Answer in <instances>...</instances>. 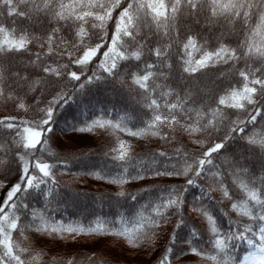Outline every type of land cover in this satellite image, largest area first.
I'll return each mask as SVG.
<instances>
[{"label": "trees", "instance_id": "16d2710c", "mask_svg": "<svg viewBox=\"0 0 264 264\" xmlns=\"http://www.w3.org/2000/svg\"><path fill=\"white\" fill-rule=\"evenodd\" d=\"M119 9L113 12V17L117 15ZM38 22H28L18 17L0 16V21L5 27L15 28L17 32L21 28L33 37L44 35L45 29L50 27L42 19L37 18ZM14 21V23H13ZM55 23V22H53ZM42 25L44 27H42ZM87 27V26H85ZM193 32L199 31L203 40L199 43L204 44L208 51L217 47L216 36L221 29L219 25L208 30L203 27L189 25ZM108 34H112V22L107 24ZM232 34L224 38V43L231 47H236L237 43L243 39L239 36V21L231 26ZM181 36L184 30L180 29ZM60 36H63L71 43L72 35L62 28ZM89 45L98 42L96 36L89 30ZM2 39V36H0ZM58 42H54L52 47L54 52H60L64 45L57 47ZM100 49L102 53L106 49ZM30 51L27 53L4 54L0 56V71L3 72L5 84H11L9 72H16L28 69L23 74L29 76L30 83L25 86L16 87L13 85L15 93L23 100L27 112L18 110L12 101L0 98V118L5 116L17 115L27 119L36 118L39 108L44 107L46 99H51L56 92L68 94V101L63 106L58 107L54 114L53 131L49 134L47 151L44 152L42 159L50 164H55L52 169L56 184L41 185L39 189L30 190L22 199L27 205L20 209L17 215L20 217L18 228L12 232V240L20 248L28 249L22 255L26 264H67L69 260L72 264H160V259L165 254L169 246L170 237L175 231L177 242L173 246L170 256L171 264H216V261L196 256L194 254H180L186 251L188 244L184 241L191 239L190 230L195 229L198 239L192 240V246L199 250H204L209 255H216L212 246V234L208 230V222L201 216L191 211V208L199 205L206 208L216 220L217 227L222 233L235 230V225L246 223L251 224L254 230L259 226V222L249 221L243 215L245 211L232 209V203L243 204L246 197L243 191L233 183L234 169H246L243 175L245 181L252 177L264 176V148L259 144L249 145L247 139L252 137L257 140H264V100L260 101L261 116L257 117L255 123H248L244 126L242 134L228 133L230 138L226 141L225 149L220 153L213 154L214 164L220 169L224 184L228 187L232 200L223 198L222 191L217 180L212 175L197 178V187H188L185 194L184 208L181 214H174L175 210L170 209L167 213L169 220L156 230L153 239H143L139 247L130 246L123 236H118L112 232L92 233L82 232L79 235L69 232H36L32 228L21 227L31 222L33 216L43 217L44 220L56 226L80 227L85 228L94 226L99 219L108 222L109 228L128 230V234L134 235L142 222L141 217L155 218L154 203H159L158 196L163 194V190L169 187H180L186 184V180L191 176H153L150 172L146 173L144 180H133L123 187L118 183H109L107 180H100L93 173L100 172L106 177H113L120 171V164L112 159L116 154L111 149L118 147V140L125 141L126 145L131 146L133 160L128 164L129 173H134L135 169L146 164L150 168H158L160 162L169 165H176L177 168H186L192 161L180 160L175 157L176 149H180L189 155H196L205 152L215 142H219L231 127L230 122L238 118L247 119L242 110L226 108L220 106V110L215 114V120L219 123L217 130L208 132H196L189 135L179 125H175L173 130L164 129L159 135L153 134L156 129L148 128L151 123L152 115L147 107V100L142 94V90L132 83L131 72L137 71L134 67L137 63L143 67V62L154 63V57L145 56L141 62L135 60L121 62L119 75L115 78L101 79L93 83H87L85 77L93 73L103 76L102 69L99 68V61L102 59L100 53L97 54L91 64L84 69L81 77L84 82L83 89L74 87L79 82L69 80L67 71H75L79 74L80 69L76 65L68 63L65 56L64 64H68V69H59L64 72L60 77L48 76L40 70V61L35 65L30 63L29 57L33 53H39L41 59L47 64H54L51 54L46 55L47 47H40L39 42L34 41L29 45ZM73 52V58L82 54V49H68ZM178 49L173 45L166 58L171 64V68H166L159 64L158 68L164 72V77L149 80V85H156V93L159 94L171 88L175 93H179L180 98L192 95L197 98V103L191 105L189 101L184 107H192L199 112L198 124H204L212 118L211 110L217 107V100L222 96L225 85H231L239 90L242 86L241 78L236 75V69L243 67V61L236 64L235 68L230 65H216L205 69L203 73H197L194 78H189L186 74L179 72ZM194 58H199V52H193ZM35 59L34 57H32ZM256 65L253 64L252 67ZM156 71L155 69L153 70ZM223 73L221 77L219 74ZM166 77V78H165ZM55 80L52 83L45 84ZM187 85V88L184 87ZM43 89V90H42ZM10 89L5 87L7 93ZM35 97V100L33 99ZM153 98H157L156 94ZM169 101L172 97H168ZM39 101V104L36 103ZM226 102L227 98H226ZM195 115V114H194ZM93 119L110 120L113 124H120V128H94L92 132L80 133L73 132V126L83 127L91 123ZM180 124L185 121L177 117ZM127 127L132 131H140L138 136L129 135L121 128ZM167 132L169 139H161L160 136ZM118 138V139H117ZM7 137L0 136V144L5 149L11 147L6 143ZM199 141V143H197ZM39 148V145H38ZM14 148L13 151H20ZM13 151L0 157V204L3 203L8 190L14 184L13 177L19 175L17 164L13 163ZM164 151L171 160L156 155ZM66 162L67 166H64ZM10 165V167H9ZM215 171V169H214ZM12 179V180H11ZM17 182V181H16ZM145 188L152 189L149 193H144ZM53 189L51 194L49 190ZM209 195L202 193L209 192ZM124 191L125 197H117V193ZM128 193L136 194L137 200L132 201L127 197ZM264 194V193H262ZM249 207L251 204L249 203ZM5 211H8L5 209ZM183 219L184 224L176 228L177 222ZM147 231V229H145ZM255 251L253 246L246 241H232L228 249V254L235 261L241 264L243 259ZM35 257V259H33ZM91 257V259H89Z\"/></svg>", "mask_w": 264, "mask_h": 264}, {"label": "snow or ice", "instance_id": "6c2138e0", "mask_svg": "<svg viewBox=\"0 0 264 264\" xmlns=\"http://www.w3.org/2000/svg\"><path fill=\"white\" fill-rule=\"evenodd\" d=\"M117 9L119 11L114 18L113 12ZM0 16L18 17L28 22H38L37 18H39L50 25L45 29L43 36L33 37L23 28L17 32L15 28L5 27L0 21V36H2L0 56L27 53L30 51L29 45L37 41L41 48L47 47L46 55L51 54L54 58L53 62L57 66L47 64L41 59L39 53H33L29 57L30 63L35 65L36 61H40V70L45 78L48 76L60 77L65 73L58 68L68 69V64L63 63L66 56L69 64L76 65L80 69L79 74L71 70L66 73L69 80L79 82L74 87L80 89L84 87V82L81 79L84 69L91 64L93 58L100 53V49L105 45L107 47L100 53L102 59L99 61V68L102 69L103 76L95 73L86 76L85 79L89 84L118 76L121 62L131 60L141 62L145 56L154 57V63L144 61L143 67L137 63L134 66L137 71L130 73L132 83L142 90V94L147 100V107L153 113L151 123L147 125L148 128L156 129L153 134L159 135L164 129L173 130L175 125L182 127L189 135L196 132L210 134L211 131L218 129L219 123H222V121L216 122L215 120V114L220 110V106L242 110L244 116L247 117V119L238 118L231 121V127L228 128L225 136L198 156L189 155L176 149L175 157H179L185 164L189 160L192 161V164H188L183 169L162 161L158 168H150L144 164L135 169L134 173H129L127 166L133 160L131 146L126 145L123 140H118V147L111 151L116 153L112 159L120 164V171L113 177H106L100 172L93 173L97 179L118 183L122 188L124 184L133 180H144L147 172L157 177L188 176V173L191 172L185 185L163 190V194L158 196L160 202L154 203L155 218L141 217L142 222L134 230V235L130 236L127 229L121 231L109 228L108 222L99 219L94 226L87 228L84 226L57 228L47 223L42 216H33L29 224L21 227L32 228L36 232L66 231L75 235L82 232L89 234L112 232L115 235L123 236L130 246L139 247L143 239H153L157 234L156 230L168 222L167 213L170 209L175 210L174 214H181L188 187H197V178L202 175L215 177L223 198L232 200L228 187L222 179V173L214 164L213 154L220 153L225 149L226 141L230 138L228 133H244V126L248 123H255L257 117L261 116L260 101L264 100V0H0ZM109 21L112 22L111 36L107 29ZM237 21H239L240 28L239 36L243 39L237 43L236 47H231L224 43V38L232 34L231 26L235 25ZM189 25L208 30L219 25L221 29L225 30L220 31L216 36L217 47L208 51L207 41L204 44L199 43L204 39L203 36L199 31L193 32ZM42 27L44 26L42 25ZM62 28L71 33V43L59 35ZM181 28L185 33L183 36H181ZM89 30H92V35L98 39V42L92 45L86 43V40L90 38ZM54 42H58V48L61 44L64 45V48L60 52H54L52 47ZM174 43L178 49L179 72L186 74L189 78H194L197 73H203L205 69L216 65H230L235 68L236 64L243 61V67L237 68L235 73L241 78V88L237 90L231 85H225L224 94L219 96L216 102L217 107L211 110L212 118L204 124H198V111L192 107H184L189 101L191 105H195L196 97L186 95L184 99H181L179 93L174 94L171 88L157 94L158 86H150L148 83L154 76L156 78L164 77V72L158 68L159 64H163L166 68L172 67L166 58ZM69 48H81L82 54L73 58V52L69 51ZM193 52H199L200 57L194 58ZM253 64L256 66L252 67ZM26 71L28 69L9 72L11 84H5L3 72L0 71V98L12 101L18 110L24 112H27L25 103L15 93L13 85L21 87L30 83L29 76L23 74ZM219 75L222 77L224 74L220 73ZM47 83L56 85L55 80L45 79V84ZM5 87L10 89L7 93ZM184 87L187 88V85ZM154 94L157 98H153ZM168 97H172V100L169 101ZM68 98L66 93H54L51 99L45 100L44 107L39 108L38 119L35 117L27 119L17 115L0 118V136L7 137L6 143L11 146L6 150L5 146L0 144V157L7 155L14 148L21 149L13 151L12 162L17 164L19 172L17 182L11 186L3 203L0 204V264H26V261L21 257L28 249L20 248L12 240V232L17 230L20 219L17 212L27 207L22 198L26 194H30V190L39 189L41 185L49 183L56 184L52 173V169L56 165L44 161L42 156L48 150L49 134L52 133L55 122L54 114L58 107L67 103ZM226 98L228 102H226ZM33 99L35 100V97ZM36 103L39 104V101ZM178 116L185 121L184 124H180ZM120 127V124H113L110 120L93 119L91 123H87L83 127L73 126L71 131L86 133L92 132L94 128ZM121 130L127 131L132 136L141 134L140 131H132L127 127L121 128ZM160 138L169 139L167 132ZM247 143L249 145L259 144L261 148H264V140L250 137L247 139ZM156 155L164 157L166 160L173 158L164 151H160ZM63 163L64 166H67L66 162ZM245 172L246 169H234L233 183L244 192L246 199L243 204L233 202L232 209L239 211L244 208L243 215L247 216L249 221L259 222L258 228L254 230L251 224L241 223L235 225V230L222 233L209 211L197 205L192 207L191 211L208 222V230L212 234V246L217 254L209 255L204 250L192 246V240L198 239L195 229L190 230L191 239L184 241L188 244L187 250L180 254H194L216 261V264H235L228 254L230 242L246 241L253 246L255 251L245 257L241 264H264V194H262L264 193V176L252 177L245 181L243 178ZM0 185H2V181H0ZM52 191L53 189H50L49 194ZM142 191L149 193L152 189L145 188ZM202 194L209 195L210 190ZM116 195L118 198L125 197L126 193L120 191ZM127 197L132 201L137 200L136 194L128 193ZM249 203L251 207H249ZM183 224V219H180L176 228H180ZM176 242L177 233L173 231L169 246L160 259V264H171L170 256ZM67 264H72V261L69 260Z\"/></svg>", "mask_w": 264, "mask_h": 264}, {"label": "rangeland", "instance_id": "374dc122", "mask_svg": "<svg viewBox=\"0 0 264 264\" xmlns=\"http://www.w3.org/2000/svg\"><path fill=\"white\" fill-rule=\"evenodd\" d=\"M18 176H19V175H17L16 177H13V178H12L13 180H12V179H11V180H12L14 183H16V181H17V179H18Z\"/></svg>", "mask_w": 264, "mask_h": 264}]
</instances>
